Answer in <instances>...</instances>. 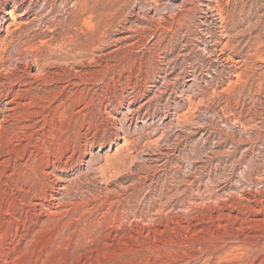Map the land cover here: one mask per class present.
<instances>
[{"label": "rangeland", "instance_id": "374dc122", "mask_svg": "<svg viewBox=\"0 0 264 264\" xmlns=\"http://www.w3.org/2000/svg\"><path fill=\"white\" fill-rule=\"evenodd\" d=\"M0 85V264H264V0H0Z\"/></svg>", "mask_w": 264, "mask_h": 264}, {"label": "bare ground", "instance_id": "6f19581e", "mask_svg": "<svg viewBox=\"0 0 264 264\" xmlns=\"http://www.w3.org/2000/svg\"><path fill=\"white\" fill-rule=\"evenodd\" d=\"M11 11H12V10H11ZM1 85H2V84H1ZM1 85H0V86H1ZM20 90H21V89H19V91H20ZM7 91H8V90H7ZM19 91H18V92H19ZM13 92H14V91H13ZM16 93H17V92H16ZM16 93H15L13 96H14V98L17 99V98H19V97H18V94H16ZM10 99H11V98H10ZM16 101H17V100H16ZM12 103H14V100L12 101ZM17 104H18L17 106H19V104H21V103H20V102H19V103L17 102ZM14 106H15V105H14ZM9 107H10V106H9ZM13 108H14V107H13ZM7 109H8V107H7ZM14 109H15V108H14ZM11 112H13V111H11ZM13 113H14V112H13ZM7 114H8V113H7ZM9 115H11L10 112H9ZM11 116H13V114H12ZM5 119H6V118H5ZM0 124H1V123H0ZM4 131H5L4 127H3V126H0V137H2V135L4 134Z\"/></svg>", "mask_w": 264, "mask_h": 264}]
</instances>
